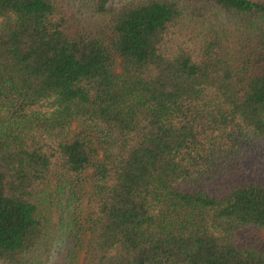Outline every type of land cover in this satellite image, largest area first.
I'll return each instance as SVG.
<instances>
[{
    "label": "trees",
    "instance_id": "trees-1",
    "mask_svg": "<svg viewBox=\"0 0 264 264\" xmlns=\"http://www.w3.org/2000/svg\"><path fill=\"white\" fill-rule=\"evenodd\" d=\"M89 2L108 32L0 0V260L56 201L82 264H264V0Z\"/></svg>",
    "mask_w": 264,
    "mask_h": 264
},
{
    "label": "rangeland",
    "instance_id": "rangeland-1",
    "mask_svg": "<svg viewBox=\"0 0 264 264\" xmlns=\"http://www.w3.org/2000/svg\"><path fill=\"white\" fill-rule=\"evenodd\" d=\"M66 17L69 19V24L72 27H82L91 31L107 30L109 20L108 13H96L89 0H57ZM115 68L119 69L118 60L115 61ZM251 149L249 152L261 166H264V143L257 150ZM264 171V167H261ZM85 204V200L81 202L80 207ZM50 221V231L53 239L52 246L48 252H43L39 258L42 259L41 264H82L86 250V240L88 234L77 227L75 230L67 227L70 221L69 213L60 203L53 201L51 206H48L45 213ZM79 233L80 239L75 238L74 234ZM241 239L253 240L257 238L264 242V229L256 227H243L240 229ZM0 264H8L0 260Z\"/></svg>",
    "mask_w": 264,
    "mask_h": 264
}]
</instances>
